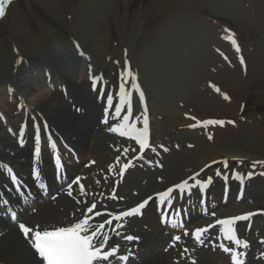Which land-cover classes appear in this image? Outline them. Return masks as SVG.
Returning <instances> with one entry per match:
<instances>
[{
    "label": "rangeland",
    "instance_id": "rangeland-1",
    "mask_svg": "<svg viewBox=\"0 0 264 264\" xmlns=\"http://www.w3.org/2000/svg\"><path fill=\"white\" fill-rule=\"evenodd\" d=\"M4 1L6 2L3 3L4 15L0 17V92L13 91V95L16 96L12 87L13 82L22 83L26 91L33 89L28 85L39 74L41 78H46V81L41 83L40 88L43 89L36 91L35 96L40 97V93L43 94L46 90L52 93L57 87L63 88L64 86H60L61 81L58 84L49 83L52 72L47 61L48 57L56 55H59L61 60L66 59L77 71L78 74L74 78L76 86L84 75L80 70L97 71L103 80L100 88L112 94L116 92V85H121L127 80L126 74L130 70L133 78H138L139 84L146 90L134 89L133 93L138 102L141 100L140 92L148 95L147 100L152 109L147 113V121L152 126L153 147L144 154L143 158L140 157L132 163L131 166L134 165L136 171L130 174L125 184L121 181L117 186L113 184L109 188L115 197L121 198L118 201L131 198L136 192L144 189L150 181L155 180L160 184L165 178L174 176L177 173L172 169L177 164H183L177 172L195 165L207 156L210 149L214 158L207 164L206 172L201 179L215 177L221 180L218 183L220 185L225 184L221 178H226V173L230 169L236 172H251L254 174L252 177L256 179L261 176L260 173H264V0ZM254 12L261 18L252 15ZM225 36H227L226 42L223 39ZM221 50L230 64L222 61L224 56ZM59 52H62L61 55L57 54ZM78 57L83 60L84 68L81 67ZM89 65L93 66L89 68ZM219 66L222 67L223 72L217 70ZM31 69H37V72L32 74ZM56 78L58 76L55 74L54 80ZM130 86L131 82L128 81V87ZM207 88L210 91L207 92ZM64 93L70 95L71 90L66 88ZM37 97L22 103L16 97L12 100L11 96L0 93L2 126L0 136L3 132L6 133L7 129L14 130L20 126L22 122L20 109H23L24 103L27 104V111L34 115L33 107L38 103ZM150 100L153 101L151 104ZM66 103L73 106L75 101L69 99ZM139 105L144 110L141 101ZM129 114L130 112L127 116ZM25 117L26 120L23 121L26 124H34L27 120V113ZM137 118L142 119V113ZM116 119L117 122L111 126L118 125L120 129L124 128L123 117ZM208 121L223 123L209 124ZM183 123L186 125L195 123L198 126L188 129L190 127H183ZM139 124L140 122L136 125ZM132 125L134 124H130ZM180 125L183 130H187V133L181 130ZM214 125L220 127L213 131L212 137L210 128ZM105 128L109 129L108 125ZM111 133L112 131L106 134L107 139L110 138ZM124 140L118 134L114 139L105 141L110 154L106 164L109 161L114 162L118 154L122 159L132 158L130 156L136 149L133 150L130 145L133 143L128 139L125 141L130 144L125 148ZM50 144L47 143L45 146ZM56 145V149L49 147L47 152L57 154L58 149L61 156H66L64 146L59 147L60 143ZM75 151L78 153L77 149ZM189 151L193 154L189 155ZM227 151L231 152L230 155L224 156L227 159L226 168L224 161L219 164L215 161V157ZM69 152L70 150L67 156H70ZM158 153L162 157L167 155L164 158L165 168L160 170L159 164H154L150 175L151 167L146 161L158 156ZM184 153L187 156L176 158ZM44 154L48 158L47 163L51 166L49 163L51 156ZM81 157L84 156L80 155L79 158ZM86 158L83 162L87 165L92 158ZM25 161L27 163L24 168L34 170L32 158L30 160L25 158ZM104 171L110 176L106 169ZM162 171L166 172L165 176H161ZM218 171L220 175H217ZM220 176L222 177L218 178ZM75 178L76 175L71 177V182ZM201 181L204 186L211 185L209 180ZM253 187L254 189L250 188L249 195L246 193L238 199H235V195L228 196L235 199L234 205L227 208L233 210L232 214H238L240 211H242L239 213L240 216L246 214L264 201V190H257L259 187L264 189V175L262 179L253 182ZM193 188L198 197L193 203L196 207L203 203L206 195H200L201 184L198 187L194 184ZM235 188L239 190L240 185ZM175 194L176 191L167 199L162 198L156 202L160 204L156 208L157 217L160 212L158 209L164 206L169 208V201H172ZM211 198L212 203H215L214 201L217 203L219 200L224 202L226 194L219 193ZM257 198L261 199L260 202ZM116 202L108 204L104 201L103 207H110ZM177 202L182 207L188 208L191 201L180 197ZM224 204L223 208H226L228 201ZM174 210L175 207L172 208L171 214ZM200 218L189 223L185 229H189L191 224L194 226L200 223V220H205V217ZM260 218L258 219L262 220ZM141 220L142 218L139 217L132 221L138 223ZM262 223L263 221L257 224ZM121 225L122 222L118 224ZM144 227L149 230L147 224ZM242 228H245L244 224ZM255 228L259 230H253V233L258 235L254 243L259 239L258 244L263 247L264 242L260 240L264 239V226H254ZM108 230L110 234L107 239H110L112 232L111 229L106 231ZM249 230L252 231V228ZM106 231L104 237L108 233ZM224 264L233 263L224 260Z\"/></svg>",
    "mask_w": 264,
    "mask_h": 264
},
{
    "label": "bare ground",
    "instance_id": "bare-ground-1",
    "mask_svg": "<svg viewBox=\"0 0 264 264\" xmlns=\"http://www.w3.org/2000/svg\"><path fill=\"white\" fill-rule=\"evenodd\" d=\"M4 2V0H0V4H2V6ZM61 53L62 52H59L57 54L61 55ZM78 58L81 67L84 68L82 65L83 60L81 57ZM25 61L26 60H23V62ZM47 63L51 69V71L50 69L49 71L52 72L50 73L51 79L49 80V83L58 84L59 81H61L62 84L60 86H64L65 88L57 87L52 91V93L44 88L46 91L44 92L43 90L44 93H40V97L35 96L36 91L39 92L43 89V87L40 88L41 83L46 81V78H41V75L39 74L37 77H35V80L28 85L33 89L26 91L23 89L22 83L15 84L13 82L12 87L16 96L13 95V91L10 93L8 90L7 92H0L1 95L4 96L16 97L22 103L23 101L28 102L29 99L32 100L34 97H37L38 101L36 106L33 107L34 115L27 111V104H23L25 107L23 106V109H20V121H22L24 124H20L19 127H16L13 135L10 134L12 129H9V131L7 129L6 133L3 132V134L0 136V161L4 160L5 163L13 170V174L18 177L19 182L16 184H27L30 179L38 173L49 176L52 170L51 166H49L47 163L48 158L45 154H42L41 142L46 140L48 142L51 141L52 143V141H58L57 139H59L65 145L68 144L70 146V155H76L79 157L80 155H83L84 157H81L82 160L87 156L91 157L92 160H90V162L92 163L89 162L87 165L84 164L83 166H86L82 167L83 169L79 167L77 168V166L74 164L72 168L68 166V176L76 175V178L79 177V180H74L75 183L70 182L72 184L71 188L67 187L66 190H61L57 194L52 195L51 201H45L37 205L32 212L28 213L24 217L21 223H25L26 226H30L33 231H51L55 227L71 226L70 222L76 223L80 220H87L89 235L92 234V231L99 228V225L103 224L104 227L99 229V239L103 240L105 231L107 229H111L112 237L103 241L106 246L110 245L111 247H114V244L115 246H120L117 244L121 238L120 236H136L141 238L139 243V249L141 251L140 259L134 261L132 260L133 263L131 264H224V260L234 263L232 260L233 255H237V260L235 261L236 264H264V246H259V239L256 240V243H254L255 239L258 238V235L253 233V230H256V228L254 229V226H264V218L262 217L264 216V201H261V203L258 204L256 203L257 206L253 207L250 212H248L246 225L249 227V229L252 228V231H246L238 227L243 220L233 222V232L237 233V238H239V240L247 242V248H244L243 244L237 245L234 240L227 239L225 233L221 230L225 227V225L216 223L217 220H227L225 217L234 216L237 214L234 212V214H232L233 210L231 211L227 208L229 206V208H231V206L234 205L235 199L240 198L246 193L248 194L251 189H254L253 182L262 179L263 175L257 179L252 176L249 178L245 172L237 174L235 170L230 169L226 173V178L229 180L225 181V184L223 185L218 184L220 179L218 180L213 177V179L210 181L213 186L212 188L202 186L207 192L209 191V196L212 194L214 197H216L219 193H222V191L224 192V190L227 188L229 189V195H235L236 198L233 199L229 197L226 199L228 201L226 208H223V205L225 204L219 200L215 206L217 210L216 208H210L213 201L211 197L207 198L203 204L195 207L193 203H195L198 198L196 196L189 197V194L191 195V190L193 189L192 187L195 181L189 178L194 176L196 173H199V176L197 177L198 180L203 178L206 172L205 170L207 169V164L210 163L212 158H214L211 156L212 150L210 149V151L207 153V156L203 157L201 161L195 165L186 167L180 172H177L183 167V164H177L172 169L175 173H177L174 176L165 178L160 182V184H157L155 180L150 181L144 189L136 192V194L131 196V198L118 201L121 198L115 197L113 193L110 192L109 188L113 184L117 186V183L121 181L125 184L130 174L136 171V167L134 165L131 166L132 163L135 160L140 159V157L143 158L145 156L144 154L153 147L152 126H150V124L148 125L147 123V126L145 127L144 124L145 115L147 116V112L151 111L152 109V107H149V100H147L149 99L147 97L148 95L143 93V100H140L144 105L142 107L144 110H142L139 105L140 101L138 102L134 97V89L131 86L128 87V81L131 82L133 79L132 72L130 70L126 74L128 77L127 80L123 81L121 85L115 86V84L110 83L113 87H116V92L109 94L106 93L104 89L100 88V85L103 84V80L101 74L97 71L80 70L84 73V75L82 79L79 78L81 80L78 79L79 85L76 86L74 85V78L78 73L73 67H71V64L66 59L61 60L59 55L50 56L48 57ZM88 64H90V62H88ZM92 66L93 65H89V68ZM223 67L227 71L226 67ZM85 69L87 68L85 67ZM217 70H221L223 72L221 66H219V69ZM30 71L32 74H35L37 69H31ZM54 73L58 76L56 80H54ZM129 73H131V75H129ZM93 83L96 84L95 89L93 88ZM204 85L206 86V84ZM66 88L71 90L70 95H66L64 93ZM208 90L210 91V89L207 88V92ZM132 93L133 98L130 100L129 95ZM109 95H112L113 97L111 102H109L107 99ZM150 98H152V96H150ZM69 99H74L75 103L73 106H70L66 103ZM119 100L122 101L120 102ZM151 102L153 101L150 100V104ZM117 108H119V114H117ZM77 109H79V111H77ZM125 112L126 114H124ZM128 112H130L129 116H127ZM26 113L27 120L30 123L33 122V125L28 123L25 124L23 121V119L26 118ZM141 113L142 119L137 118ZM118 117H123L122 126L124 128L120 129V127H117L118 125L111 126L117 122L116 118ZM124 117H127L128 119L125 120ZM106 120L108 123H105ZM139 122L140 124L136 125ZM130 124L134 125L130 126ZM183 124V127H190L188 129H193L197 126L195 123H189L188 125L185 123ZM35 125L37 126L36 128ZM106 125H108L109 128L115 129V131H112L110 138L114 139V137L119 134L125 140L128 139L129 142L133 143L132 145L124 140L123 144L125 148H128L130 144L133 147V150L136 149L135 152H132L133 155L130 156L132 158L122 159V157L118 154L117 159L114 162L109 161L106 164L107 159L110 158L107 144L105 142L106 140L108 141L110 139L106 138V134L110 131L108 128H105ZM0 127H2L1 124ZM183 127L181 126V130L187 133V130H183ZM219 127L220 126L218 125H214V127L210 128V134L212 137L214 136L213 131ZM21 128H23L22 133ZM124 129L125 132H123ZM122 132L123 135H121ZM190 134H193V132L191 131ZM21 139L24 141L22 145L20 142ZM148 139V146L146 147L144 145V147L141 148L139 141L142 140L144 142ZM178 148H181L180 144L178 145ZM76 149L78 150L79 154L75 151ZM230 152L231 151H227L217 154L215 161L219 164L223 161L225 162L227 159L224 156L230 155ZM191 154L193 153L190 152L189 155ZM157 155L158 156L146 161V163L151 167L150 175L152 173V166H154V164H159L160 170L165 168L164 158L167 155L165 157H162L160 153ZM179 156H187V154L184 153L183 155H178L176 158ZM24 157L29 158V160L32 158L33 168L36 169L35 175L33 174V170L24 168L25 163H27L26 161L24 162ZM174 158H171V160ZM93 162L95 165H93ZM125 165H128V167H124ZM105 169L110 176L105 174ZM121 169H123V171H121ZM233 172L236 173L235 177L232 175ZM165 175L166 172L162 171L161 176ZM185 180L188 181L187 188L190 187L188 192L189 194L184 192L185 189L182 190L176 187L177 184H180ZM11 183L12 181L10 180L7 171L4 174H0L1 191L6 189V186L11 185ZM242 184L243 186L241 190H237L235 188L237 185ZM219 187L221 188L219 189ZM169 188L172 189V192L176 191V196L174 199H172L170 203L171 206L169 208L164 206L167 210L165 208H159L160 218H158L156 214V208L157 206H160V204H156V202L159 201L158 199H167L170 196L172 192H168ZM180 190L182 191L180 192ZM257 190L263 191L264 189L259 187ZM69 193H71V195ZM161 193H165V195H161ZM182 195L191 201L188 208L182 207L181 205L177 206V200L180 198L178 196ZM149 197H151L150 200L148 199ZM144 200H148V203L140 209V214L134 213L131 216L120 215L122 212L136 207ZM104 201L108 202V204H112L114 201L117 202L110 207H103ZM93 205H95V208H93L92 212H88V208L92 207ZM173 205L175 206V216H190L191 218L194 217V220L200 217L203 218L205 215L209 216L205 217V220L203 221L200 220V223H197L198 225L193 226V224H191L193 229L188 230L186 232L187 235H185V233L181 234L179 242H175L170 246L169 242H165L166 238L162 235V231L159 232L158 227L162 217L165 214L171 213L170 211L172 210ZM178 207L180 211L179 214L177 213ZM218 209H222L227 211V213H230L227 214L226 212L220 211ZM81 210H83V215H81ZM214 210L218 213L214 212ZM213 212L215 215H212ZM241 212L242 211L239 213ZM118 216L119 219H116ZM77 217H79V220ZM139 217L142 218L141 222L136 223L132 221ZM258 218L262 220H259ZM109 221L111 223H109ZM155 221L157 224H155ZM262 221L263 223L258 225ZM121 222L122 225L118 226V224ZM124 224L125 226H123ZM129 224L131 225L127 226ZM145 224L151 228V233L147 232V229L144 227ZM209 225H211V227H209ZM0 228V264H38L40 258L37 254H35L34 249L31 248V244L29 242L31 236L26 238L19 230V227L3 222L1 219ZM197 228L206 229V231L203 233H197ZM153 230H157L155 235H153ZM258 230L259 229L256 231ZM106 232H108L106 234V237H108L110 230ZM214 232H219L221 237L218 238L215 236L213 234ZM200 240H203V243H200ZM132 244H134V242L126 243V246ZM221 245L224 247H231L232 251L225 252ZM165 246H168L167 250L163 248ZM240 252L244 253L243 259L239 258L240 255H238V253ZM190 260L193 262L191 263Z\"/></svg>",
    "mask_w": 264,
    "mask_h": 264
},
{
    "label": "snow or ice",
    "instance_id": "snow-or-ice-1",
    "mask_svg": "<svg viewBox=\"0 0 264 264\" xmlns=\"http://www.w3.org/2000/svg\"><path fill=\"white\" fill-rule=\"evenodd\" d=\"M4 15V8L2 4H0V17H3ZM239 49L237 48V51ZM131 75V73H129ZM131 87L137 91H139V86L135 82V78L131 81ZM93 88H96V84L93 83ZM103 91V90H101ZM227 98V97H225ZM108 101L111 102L113 97L112 95H109L107 97ZM140 99L143 100V93L140 92ZM79 111V109H77ZM117 114H119V108H117ZM125 120H127V117H124ZM105 123H108L106 120ZM147 116L144 117V124L145 127L147 126ZM207 123H220L222 124V121H208ZM109 131H115L113 128H109ZM23 132V128H21V133ZM123 135V133H121ZM211 138V137H209ZM21 145L23 144V140L21 139ZM141 144V148L144 147L143 141H139ZM259 163V162H258ZM224 166L227 168V162H224ZM124 167H128V165H125ZM255 167V164L253 165ZM0 168H4L8 174L9 178L12 181L13 184L18 183V177L13 174V170L7 166V165H0ZM123 171V169H121ZM202 171V170H201ZM33 174L35 175V169L33 170ZM261 175H264V173H260ZM217 175H220V172H217ZM232 175L235 177L236 173L233 172ZM248 177L250 178L253 173L249 172ZM199 176V173H196L194 176L190 177L189 179L195 181V185L198 187L202 181L198 180L197 177ZM79 180V177L76 178ZM209 182L211 181V178L209 177ZM75 183V181H73ZM188 186V181L185 180L180 184H177L176 187L179 189H185ZM41 190H43L44 185L41 184L39 186ZM68 187L71 188L72 184H68ZM168 192H172V189L169 188ZM71 195V193H69ZM161 195H165V193H161ZM149 200L151 197L148 198ZM148 203V200H144L142 203L138 204L136 207L131 208L127 212H122L120 215L122 216H131L134 213H137L139 209L143 208ZM171 203V201H169ZM93 208H95V205L88 208V212H92ZM83 210H81V215H83ZM99 214V213H98ZM212 215H215L213 212ZM11 218L13 220L17 219L16 214L13 212L11 215ZM79 220V217H77ZM116 219H119V216L116 217ZM247 219V216H233L230 219L227 220H217V224L225 225L223 229H221L224 233L227 239L234 240V242L237 245L243 244L244 248H247V242L236 239L233 235V222ZM109 223H111L109 221ZM71 226L68 227H55L51 231L46 230H38L33 231L30 226H26L25 223H19V230L24 234V236L27 238L31 236L30 244L31 248L34 249L35 254L38 255L40 260L38 261V264H106L107 261H109L110 258H112L113 254L116 252V248H112V251H107L108 247H111L110 245H105L103 242L104 240H107V237H104L103 240L99 239V229L103 228L104 225H99V228L92 231V234H88V228H87V220H80L76 223H71ZM211 227V225H209ZM206 229L197 228V233H203ZM187 235V233H185ZM127 240H133L134 237L127 236ZM175 240H179L180 237L176 236L174 237ZM199 239V238H198ZM200 243H203V240H200ZM223 250L225 252H231V247H224L221 245ZM104 251H101V250ZM238 255L243 256L244 253L240 252ZM123 260H127L128 257L124 256L121 257ZM232 260L235 262L237 260V255L232 256Z\"/></svg>",
    "mask_w": 264,
    "mask_h": 264
}]
</instances>
